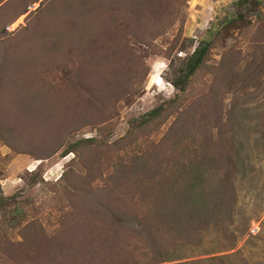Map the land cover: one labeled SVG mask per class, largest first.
Masks as SVG:
<instances>
[{
  "label": "rangeland",
  "instance_id": "1",
  "mask_svg": "<svg viewBox=\"0 0 264 264\" xmlns=\"http://www.w3.org/2000/svg\"><path fill=\"white\" fill-rule=\"evenodd\" d=\"M0 196V264H264V0H0Z\"/></svg>",
  "mask_w": 264,
  "mask_h": 264
},
{
  "label": "trees",
  "instance_id": "2",
  "mask_svg": "<svg viewBox=\"0 0 264 264\" xmlns=\"http://www.w3.org/2000/svg\"><path fill=\"white\" fill-rule=\"evenodd\" d=\"M238 1L246 2L248 0H238ZM242 20H243V17L239 15L233 19H229L226 22V26L228 27L231 24H235ZM210 44H211V41L209 40L199 41L198 45L194 48V50L189 55V57H187L182 73L179 74L177 77H175L171 82V84L177 91L182 93L186 90V84L195 74L197 69L200 68V66H202L204 62V58L209 50ZM164 108H165L164 105L161 104L158 107L153 108L150 111H148L146 113L147 118L144 120V122L150 121L152 118H155L156 116H158L160 112L164 110ZM69 151H71V149L69 150L66 149V152H69ZM171 191L174 196L182 197L188 200L190 199V203H186L184 201H178V200L177 202L176 200H168L166 201L167 203L164 205V201H163L162 206L166 208L167 212L173 213L175 216H178L181 213L180 211L184 210V207H189L193 209L194 206H199V207L201 206L200 204L201 199L199 198H201L203 194L200 190H197L195 188L194 184H190L186 187H183V189H179V190L171 189ZM11 198L13 197L12 196L11 197L0 196L1 205L7 204V202L11 200Z\"/></svg>",
  "mask_w": 264,
  "mask_h": 264
}]
</instances>
